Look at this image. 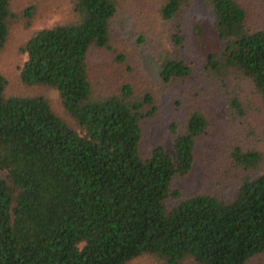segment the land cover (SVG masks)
<instances>
[{
  "label": "trees",
  "instance_id": "trees-1",
  "mask_svg": "<svg viewBox=\"0 0 264 264\" xmlns=\"http://www.w3.org/2000/svg\"><path fill=\"white\" fill-rule=\"evenodd\" d=\"M192 1L0 0V57L12 44L26 55L18 83L56 93L10 91L0 70V264H264V28L247 24L246 3L202 0L223 45L202 59L211 83L199 82L166 121L171 149L148 136L161 111L156 85L134 83L126 64L105 83L89 62L90 50L111 47L118 12L133 6L145 30L167 27L160 81L187 80L180 19ZM63 4L61 20L31 29ZM211 85L234 127L221 137L212 186L187 192L179 181L210 129Z\"/></svg>",
  "mask_w": 264,
  "mask_h": 264
},
{
  "label": "rangeland",
  "instance_id": "rangeland-1",
  "mask_svg": "<svg viewBox=\"0 0 264 264\" xmlns=\"http://www.w3.org/2000/svg\"><path fill=\"white\" fill-rule=\"evenodd\" d=\"M247 6V24L251 28H264V0H243ZM68 6L63 4L57 10L49 12L38 18L31 29L50 26L61 20L68 13ZM139 14L131 6L121 9L112 25L111 47L108 50H90L89 62L101 81L110 83L114 79L123 77L127 70L126 65L132 69L127 78H132L134 83L142 86V83L155 84L158 88L161 104L160 113L152 120L148 129V136L152 143L162 142L167 149H171V141L165 131L167 119L183 110L184 106L191 103V96L195 97L194 87L198 83L209 82L208 77H201V65L203 56L211 51L220 49L223 45L214 29L211 12L206 8L202 0H193L189 9L180 19L182 29L186 34L183 56L189 61L193 70L189 78L174 84L165 85L159 79L158 61L156 54L167 41L168 30L166 25L159 21L152 31L143 28L144 22ZM17 36V34L15 35ZM143 38L141 41L140 38ZM5 54L0 57V70L7 73L11 79L9 90L30 91L45 95L55 96V91L46 87L26 88L17 80L18 66L26 58L19 55L14 47H7ZM125 56V62L119 60V55ZM202 88L204 84L201 85ZM212 86V85H211ZM204 94L209 95L207 102L212 112L211 126L207 134L200 137L196 150V162L179 183L187 192L197 190L201 186H212L219 174V167L223 165L222 153L226 150V142L221 137L230 139L234 123L226 113V102L223 93L217 86L212 90L204 89ZM238 127L235 126L234 130ZM261 146L264 149V132L258 133ZM223 167V166H222ZM230 194V193H229ZM234 194V193H232ZM130 264H145L142 259Z\"/></svg>",
  "mask_w": 264,
  "mask_h": 264
}]
</instances>
